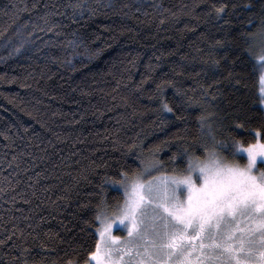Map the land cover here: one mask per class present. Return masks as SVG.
I'll return each instance as SVG.
<instances>
[{
  "label": "trees",
  "instance_id": "1",
  "mask_svg": "<svg viewBox=\"0 0 264 264\" xmlns=\"http://www.w3.org/2000/svg\"><path fill=\"white\" fill-rule=\"evenodd\" d=\"M261 20L264 0H0V264H85L97 205L123 198L106 177L132 175L156 146L161 171L183 169L171 157L203 155L201 115L217 139L257 126L243 34Z\"/></svg>",
  "mask_w": 264,
  "mask_h": 264
},
{
  "label": "snow or ice",
  "instance_id": "2",
  "mask_svg": "<svg viewBox=\"0 0 264 264\" xmlns=\"http://www.w3.org/2000/svg\"><path fill=\"white\" fill-rule=\"evenodd\" d=\"M212 7L220 19L228 5ZM243 36L245 51L261 73L259 103L264 105V20ZM216 45L223 47L225 41L216 40L213 49ZM21 47L14 51L20 52ZM212 63L220 66L219 60ZM164 87L162 81L157 91L162 94ZM162 110L174 111L166 102H162ZM199 119L201 128H208L206 137L210 139L200 144L202 156L187 148L173 154V161L177 156L186 161L183 169L161 171L164 164L156 146L150 159L137 157L139 168L132 175L121 171L120 179L105 178L106 183L122 190L123 198L112 210L106 200L97 205L94 219L100 239L88 252L85 264H264V107L257 126L246 117L224 139H217L204 115ZM240 133L253 140L245 143ZM117 225L126 232L125 237L112 234Z\"/></svg>",
  "mask_w": 264,
  "mask_h": 264
},
{
  "label": "rangeland",
  "instance_id": "3",
  "mask_svg": "<svg viewBox=\"0 0 264 264\" xmlns=\"http://www.w3.org/2000/svg\"><path fill=\"white\" fill-rule=\"evenodd\" d=\"M259 88H260V82H259ZM259 97H260V92H259ZM260 107L262 108V107H264V105H261L260 104ZM245 161H243V163H244ZM153 175H156V173H153ZM117 229H120V230H117ZM112 234L114 235V236H119V237H125L126 236V232L122 229V228H120V226L119 225H117L114 229H113V231H112ZM100 239V237H99V235H98V233H97V241Z\"/></svg>",
  "mask_w": 264,
  "mask_h": 264
}]
</instances>
